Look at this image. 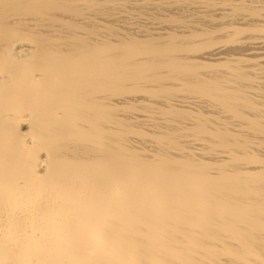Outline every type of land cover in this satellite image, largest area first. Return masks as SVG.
Returning <instances> with one entry per match:
<instances>
[{
    "label": "bare ground",
    "instance_id": "obj_1",
    "mask_svg": "<svg viewBox=\"0 0 264 264\" xmlns=\"http://www.w3.org/2000/svg\"><path fill=\"white\" fill-rule=\"evenodd\" d=\"M0 264H264V0H0Z\"/></svg>",
    "mask_w": 264,
    "mask_h": 264
}]
</instances>
